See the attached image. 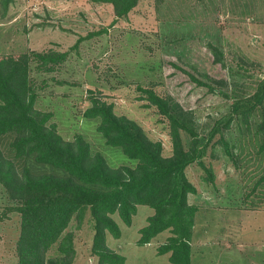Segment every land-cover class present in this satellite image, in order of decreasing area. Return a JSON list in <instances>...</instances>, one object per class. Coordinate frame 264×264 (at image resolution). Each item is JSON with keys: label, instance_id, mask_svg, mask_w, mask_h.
<instances>
[{"label": "rangeland", "instance_id": "374dc122", "mask_svg": "<svg viewBox=\"0 0 264 264\" xmlns=\"http://www.w3.org/2000/svg\"><path fill=\"white\" fill-rule=\"evenodd\" d=\"M210 44L223 52V64L214 61ZM50 52L65 58L48 64L52 70L47 71L32 54ZM23 53L30 55L29 80L38 96L34 108L52 113L61 137L72 141L81 135L91 153L101 154L111 168L134 167L136 162L118 148L105 145L96 131L98 120L84 118L90 99L113 104L115 115L135 122L149 140L161 142L164 157L171 156L169 123L138 88L190 112L199 137L206 136L215 120L230 113L234 100L250 97L264 80V0H140L117 20L112 5L94 0H11L0 9V58ZM191 77L226 86L209 92ZM262 110L264 102L251 126ZM252 131H245L242 120L234 121L224 135L232 139V156L216 147L211 158L207 150L212 182L196 163L187 167L196 189L188 202L198 208L189 241L191 264H264V154L258 153ZM181 139L185 146L190 142L185 133ZM10 141H3L4 150ZM27 166L35 175H62L32 160ZM11 206L0 185V264H17L20 217L8 210ZM153 214L152 208L138 206L129 226L112 215L120 237L107 232L106 250L122 257V264H172L169 253L158 252L171 237L169 229L138 245L140 230ZM64 234L73 242L70 264H97L88 210L82 218L73 217ZM57 246H51L47 259H67Z\"/></svg>", "mask_w": 264, "mask_h": 264}, {"label": "trees", "instance_id": "16d2710c", "mask_svg": "<svg viewBox=\"0 0 264 264\" xmlns=\"http://www.w3.org/2000/svg\"><path fill=\"white\" fill-rule=\"evenodd\" d=\"M94 1L112 5L117 20L126 18L140 0ZM10 3L11 0H0V9L6 10ZM209 46L214 61L223 64L221 49ZM32 56L51 71L47 65L61 62L65 53ZM29 62L27 53L0 58V185L12 203L8 210H14L20 217L14 247L17 264H70L73 242L64 233L71 219L82 218L87 210L93 220L92 250L98 258L97 264H122V257L106 250L105 236L108 232L119 238L120 230L112 215L117 214L129 226L138 206L154 210L147 226L140 230L138 245L149 243L158 233L169 229L171 237L158 248L159 254L169 253L172 264H191L189 241L198 208L188 202L189 194L196 193V189L188 179L187 167L196 163L212 182L214 170L212 163L204 161L206 152L210 148L209 156L213 158L218 147L232 156V139L224 135L234 121L242 120L247 133L253 129L252 136L259 140L258 153L264 154V110L260 111L258 121L252 126L249 123L264 102V80L253 95L234 100L230 113L215 120L206 136L201 137L195 131L190 112H184L151 89L138 88L144 95L142 98L169 123L172 141L169 157L163 156L161 142L149 140L135 122L115 115L113 104L92 97L84 118L98 120L96 131L105 145L118 148L136 162L134 167L111 168L101 154L91 153L81 135L72 141L64 140L51 121L52 113L34 108L38 96L29 80ZM191 80L213 93H220L223 85L226 86L223 81H210L214 86L194 77ZM182 133L190 140L187 146L182 142ZM7 137L11 141L4 150L3 141ZM29 160L62 175H35L27 166ZM57 243L60 256L67 259H47L51 246Z\"/></svg>", "mask_w": 264, "mask_h": 264}]
</instances>
